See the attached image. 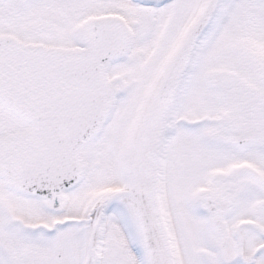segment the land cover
<instances>
[{
  "label": "snow or ice",
  "instance_id": "snow-or-ice-1",
  "mask_svg": "<svg viewBox=\"0 0 264 264\" xmlns=\"http://www.w3.org/2000/svg\"><path fill=\"white\" fill-rule=\"evenodd\" d=\"M0 264H264V0H0Z\"/></svg>",
  "mask_w": 264,
  "mask_h": 264
}]
</instances>
